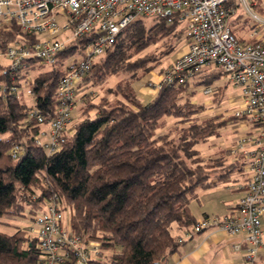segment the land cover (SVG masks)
<instances>
[{
	"label": "trees",
	"instance_id": "trees-1",
	"mask_svg": "<svg viewBox=\"0 0 264 264\" xmlns=\"http://www.w3.org/2000/svg\"><path fill=\"white\" fill-rule=\"evenodd\" d=\"M261 4L258 0L257 9L264 15ZM242 16L235 22H241ZM184 22L181 16L170 22L141 17L118 36L95 60L81 85L96 87L119 73L127 78L108 88L114 98L102 96L95 102L90 93L85 94L83 119L53 154L35 144L36 128H22L30 107L11 91L12 86H22L31 69L13 73L9 64L0 62V218L33 215L44 197L57 194L69 207L73 232L99 243L100 252L91 264H166L180 245L175 229L185 230L196 222L190 204L198 190L227 183L234 173L244 170L242 159L232 164H226L223 156L204 161L196 148L199 142L221 134L228 124L247 119L235 114L202 119L204 107L190 95L199 86H212L217 76L194 81L202 71L182 84L164 83L148 101L136 90L135 81L174 54L183 40L188 41ZM231 26L240 41H253L239 36L237 25ZM93 38L86 35L73 41L60 53L58 65L38 72L29 81L33 106L47 118L54 116L58 105L57 89L63 76L59 65L82 52ZM34 40L36 37L24 33L16 22H0L3 53L15 41ZM154 46L160 50L158 56L143 53ZM37 62L29 60L33 68ZM226 87L228 82L214 94ZM168 118L176 121L178 135L159 133ZM13 143L23 146L16 159L9 153ZM212 176L215 183L210 181ZM41 261L38 241L25 229L0 231V264Z\"/></svg>",
	"mask_w": 264,
	"mask_h": 264
},
{
	"label": "built area",
	"instance_id": "built-area-1",
	"mask_svg": "<svg viewBox=\"0 0 264 264\" xmlns=\"http://www.w3.org/2000/svg\"><path fill=\"white\" fill-rule=\"evenodd\" d=\"M257 4L256 0H0V22H16L24 33L36 37L31 43L15 41L5 53L0 50V61L8 57L13 73L32 70L31 58L48 68L58 65L60 53L73 41L86 35L94 37L82 52L59 65L63 76L54 116L47 118L38 107H30L22 128H36L34 142L48 154L59 151L74 131L71 122L81 101V82L95 60L139 18L160 17L170 22L181 16L186 22L187 49L149 85L159 90L164 83L182 84L206 68L218 66L227 82L241 89L235 115H245L260 127V133L256 147L244 151L247 189L237 206L224 216L196 220L178 241L211 228L230 235L243 234L244 259L254 262L264 248V15ZM238 6L252 19L251 42L240 41L230 24ZM20 88L12 86L11 91L18 93ZM203 93L211 94L213 89L206 86ZM247 141L251 138L244 136L238 148ZM22 152L20 143H13L9 150L14 159ZM37 213L26 231L38 241L41 264H91L100 252L99 243L73 232L69 207L59 195L44 197ZM240 248L241 244L237 246Z\"/></svg>",
	"mask_w": 264,
	"mask_h": 264
},
{
	"label": "crops",
	"instance_id": "crops-1",
	"mask_svg": "<svg viewBox=\"0 0 264 264\" xmlns=\"http://www.w3.org/2000/svg\"><path fill=\"white\" fill-rule=\"evenodd\" d=\"M243 37L247 38L246 36ZM187 43L181 47L179 53L175 54L176 57L173 60H176L187 49ZM151 80L158 81V75H153ZM149 84L148 82L147 84L140 85L136 89L139 96L145 101L154 98L158 93L157 88ZM239 97L236 99L237 101ZM75 124L72 120L71 126H75ZM243 128L250 130L239 133ZM228 131L239 133V137L227 139V142L220 143V147L224 148L225 151H221V153L216 154L213 158L222 155L226 159V164H232L238 159H242L244 170L241 173H234L227 183H218L198 190L196 198L190 204L191 212L196 220L203 216H224L230 213L246 193L248 175L244 151L256 147V138L260 133V127L245 119L238 123L228 124L221 130V133H227ZM244 136L250 137L251 141L243 143L244 147L239 149V141ZM215 182L216 178H213L211 183ZM230 183L231 190L228 188ZM262 222L264 225V216ZM184 232L185 230L175 229V233L179 237L183 236ZM244 239L245 236L243 234L230 235L220 228H211L197 233L180 243L177 251L167 258L166 264H264V248L260 250L254 262L247 263L245 261ZM239 244H241V248L238 250L237 246Z\"/></svg>",
	"mask_w": 264,
	"mask_h": 264
},
{
	"label": "rangeland",
	"instance_id": "rangeland-1",
	"mask_svg": "<svg viewBox=\"0 0 264 264\" xmlns=\"http://www.w3.org/2000/svg\"><path fill=\"white\" fill-rule=\"evenodd\" d=\"M258 3V0H256ZM261 8L264 10V0H261ZM242 14V20L241 22L236 23L235 18ZM152 20L146 19V22L151 23ZM230 24L237 25V33L239 36H246L249 39L250 35V28L252 25V19L248 12L244 8H239V10L236 11L235 14H233L230 17ZM183 27H186V22L183 23ZM187 43L186 39L182 41L181 45L177 49V51L172 54L168 55L165 58H163L162 62L159 63L154 69H152L148 74L144 75L141 79L134 82V85L137 89L138 86L147 84L150 82V79L153 75H159L160 71H165L167 68L173 65L174 58L176 57L175 54L179 53L181 51V47L184 46ZM158 46V45H157ZM152 52V54H157L158 56L160 50L156 49V46L151 47L149 49H146L143 53ZM8 57H2L1 61L4 64L9 63ZM48 69V67L44 65H35L33 70L30 71L28 77L26 80L22 82V86L20 90L18 91V95L22 102L26 103L29 107H32L35 102V97L33 94H31V90L29 87V81L33 79L34 75L38 74V72ZM208 75V76H206ZM217 76L219 79L215 81V83L211 86L213 89V93L211 94H204L203 88L206 87L204 85L197 87V89L194 90V92L190 95V98L194 101L199 103L201 106L204 107L203 112L201 113L202 119H207L211 116H217L222 115L225 118H227L230 115L235 114V110L237 108V98L241 94V89L233 85L232 83H228V87L225 88L223 92L220 94H214L215 90L217 92V89L221 86H224V84L227 82L226 79L223 77V72L218 66H211L209 68H206L203 70L202 74L198 75L194 81H201L204 77H212ZM216 77V78H217ZM127 77L124 73H119L115 75H111L108 77V79L103 83L102 85L93 87V86H83L84 88L80 95H81V101L78 104V108H76L73 112V123H77L78 121L83 119V102L85 100V94L90 93L92 95L93 99H90L91 95H88V99L93 100L95 102H98L102 96H108L110 98H114L112 94L107 93L108 88L117 86L121 81L125 80ZM193 88H195L193 86ZM193 91V90H192ZM232 95V96H230ZM85 103V102H84ZM95 112H92V115H94ZM223 117V118H224ZM250 129L243 128L239 133L241 132H247ZM170 132L172 135H178V127H176V121L172 118H168L166 125L159 130V133H165ZM237 132L235 131H228L227 133H221L219 135H215L210 137L207 141L199 142L196 146V148L200 152V156L204 161H209L210 159L215 157L216 154L221 153V151H225L224 148L220 147V143L227 142V139L237 138L239 137ZM222 156V155H221ZM214 178V176H212ZM213 178L210 179V181L213 180ZM231 183L229 184L228 188L231 190ZM38 213H35L33 215L27 213L26 216H13V215H5L2 218H0V231L6 232V233H13L17 230V228H22L25 230H28L29 227L34 223V219ZM72 222V221H71Z\"/></svg>",
	"mask_w": 264,
	"mask_h": 264
}]
</instances>
